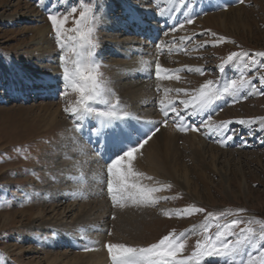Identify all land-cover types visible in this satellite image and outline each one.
I'll list each match as a JSON object with an SVG mask.
<instances>
[{"label":"rangeland","instance_id":"rangeland-1","mask_svg":"<svg viewBox=\"0 0 264 264\" xmlns=\"http://www.w3.org/2000/svg\"><path fill=\"white\" fill-rule=\"evenodd\" d=\"M116 1L120 4L126 1L147 11H152L160 2L90 0L94 12L99 17L95 22L94 33L98 45L96 59L101 64L99 71L111 89V103L118 100L119 107L130 113L131 118L126 122L133 120L132 122L139 125L137 118L151 114V108L153 115L156 114L155 109L162 108L164 104H176L178 109L182 108L179 101L190 99L206 80L217 79V66L230 52L264 51V0H244V3L237 0H217L222 4L219 8L193 16L192 24L177 27L174 32L176 39L171 40L170 33L151 42V45L107 42L110 38L116 41L113 38L115 36L120 37L109 23L112 18L110 10L117 9L116 5V9L113 7ZM199 1L187 0L188 6L194 9ZM18 2L22 5L16 9ZM27 2L32 5L31 9L25 8ZM87 2L89 0H44L41 5L38 0H0V264H45L43 259L57 252L66 251L82 255L97 249L105 252L109 259L106 264H111L104 247L105 242L147 246L170 231L175 230L179 234L187 232L194 225L199 228L204 223L205 214L197 213L183 217H169L163 214L164 211L183 209L187 206L203 207L208 211L235 212L236 209H245L246 211L241 213L244 218L264 220V134L257 136L255 131L248 130L252 124L240 125L236 122L240 119L264 117V95L258 93L235 101L225 97L228 103L212 115L211 119L206 118L207 123L203 127L201 122L195 124L193 121L195 127L201 129L204 146L220 152L216 160L212 159L209 153L203 154V157L196 154L197 147H191L187 141L188 136L192 137V131L178 130L174 153L179 154L180 160L169 159L168 166L174 176L176 175L173 170L177 165L185 167L190 173L188 183L187 178L170 176L165 171L168 169H160L159 166L151 169L149 160L145 157L149 151L148 143L140 149L133 161V168L144 173L145 177L153 179H130L150 187L161 188V191L153 193L154 198L170 199H159L154 206L137 207L129 204L123 209L113 206L106 190V162H100L92 154L88 142L82 139L80 133L74 131L75 123L64 111L65 107L75 106L78 100V94L71 90L67 95L61 94L64 82L60 56L69 58L72 53L68 49L62 52L58 47L48 19L49 12L64 13L74 5L77 12L72 16L78 17L83 4ZM208 2L206 0L207 4ZM232 9L241 11L240 22L231 21L232 23L225 27L213 24L214 21L208 19L214 16L223 18L230 15L234 11ZM72 16L66 24L69 29L74 27ZM43 28L48 29L43 44L47 47L44 53L34 49L35 42L39 41L38 30ZM206 30L224 36L227 40L216 46L209 44L197 47L203 41L212 39L209 35H200ZM72 34L74 33H69ZM129 35L142 38V42L148 41L140 35ZM191 36H195L194 41L181 40V37ZM157 44L160 45L164 59L161 66L171 65L181 69L175 73L181 78L159 79L156 86L147 85L145 90L142 89L143 92L146 97L154 98L147 104L136 106L135 101L122 94L120 85L126 80H131L133 75L127 73L128 69H151L142 67L141 61L150 63L153 60L149 56L153 54ZM69 46L71 47V43ZM130 46L135 48L129 53ZM125 51L127 56L123 55ZM123 66L126 67V74ZM197 67L207 71L203 75L187 71V68ZM239 67H228L221 83L238 75ZM260 73H264V68L256 72L255 66L248 72L249 76L257 77L253 81L257 87H260ZM135 75L133 77L139 76ZM47 78L49 81L52 79L53 84L50 90L45 91L46 97L42 96V92H38V86L29 89L26 87L31 84V80L39 83ZM178 89H184L188 94L177 92ZM97 106L105 107L103 104ZM194 117L197 118V115ZM220 121H232L229 127L236 133L233 140L227 141L226 146L218 142L217 135L206 131L207 127H215ZM254 124H260L259 120ZM143 126L147 129L150 127L148 122ZM152 139L156 142L161 140L160 130ZM230 142L233 145H229ZM168 185L170 187H167ZM74 193L76 194L73 195ZM73 203L77 206L75 205L68 218L56 220L37 217L45 209H48L47 218L53 217L55 214L49 212L51 205L62 204L65 207L66 204ZM96 203L106 211V215L101 219L90 215V208L96 206ZM79 204L87 210L81 207L78 209ZM82 210L85 212L80 214ZM106 218L108 221H105ZM109 231L111 235H108ZM200 238L202 237L197 234L188 236L185 256L191 253L196 240ZM87 241L92 242V250H83ZM261 243L264 242L257 241L258 245ZM260 250L246 249L238 258L237 264L240 260L247 264L249 252L256 264H259ZM214 259H208L206 264H224Z\"/></svg>","mask_w":264,"mask_h":264},{"label":"snow or ice","instance_id":"snow-or-ice-1","mask_svg":"<svg viewBox=\"0 0 264 264\" xmlns=\"http://www.w3.org/2000/svg\"><path fill=\"white\" fill-rule=\"evenodd\" d=\"M38 2L43 5L44 0H38ZM237 2L244 3V0H237ZM179 3L187 7V0H179ZM76 12L77 7L74 5L64 13L51 11L48 15L58 47L62 52L68 49L72 53L69 58L61 55L60 62L64 82L61 94L67 95L69 90L78 94L75 106H68L64 109L75 123L74 131L80 133L82 137L87 134L89 143L92 142L93 136L96 137L99 147L95 151L98 155L103 156L105 149L111 151L112 155L106 161V190L114 207L123 209L129 204L137 207L154 206L159 199H170L169 197L154 198L153 193L161 191V188L150 187L130 179L145 177L144 173L137 172L133 168L136 154L152 139L160 127L166 126L169 121L178 123L180 131H200V127L193 126L191 118L197 114L206 113L217 101L225 97H230L234 101L246 99L247 95L253 93L264 95V73H260L258 76L260 87H257L253 82L257 77L248 75L253 66H255L256 72H260V69L264 68V51L230 52L225 58H222L221 63L217 66L219 72L217 79L206 80L190 99L179 101L182 108L178 109L176 104H169L161 109L164 120L154 123L153 127L143 132L142 135H138L133 141L131 133L126 128V121L131 118L130 113L119 107L118 100L116 103H111L109 99L111 89L99 71L101 64L96 59L98 45L94 38L95 22L99 17L94 12L90 0L83 4L78 17L72 16ZM70 16L74 23V27L71 29L66 27ZM192 23L193 19L189 15L180 22V27ZM175 30L176 25L174 24L172 31ZM69 33L74 34L69 35ZM164 35H168V33L166 32ZM200 35H209L212 39L203 41L197 47H205L209 44L216 46L227 40L226 37L218 36L211 30H206ZM181 40L191 42L195 40V36L181 37ZM232 43L235 42L232 41ZM157 48H160L159 44H157ZM148 64V61H141L142 67ZM232 65L240 66L237 70L238 75L221 83L226 69ZM179 71L181 69H166L161 66L158 59L155 61L154 75L157 79H172V73ZM187 71H195L203 75L207 69L197 67L195 69L187 68ZM175 79L179 80L180 77L176 76ZM177 92L188 94L184 89H178ZM100 104L105 107H98L97 105ZM207 119H211V117L209 116ZM257 120H259L261 130L264 131V117L240 119L236 122L240 125H251ZM206 123L207 121L202 119L201 127ZM231 123L232 121H220L215 127H207L206 131L209 134L217 135L218 142L226 146L227 141L233 140L236 135L235 131L229 127ZM85 129H87V133H85ZM15 150L21 151V149ZM145 178L153 179L152 177ZM245 211V209H236L235 212L231 210L208 211L203 207L196 206L164 211L163 214L169 217L205 214L204 223L199 228L194 225L192 229L179 234L175 230L170 231L147 246L109 241L105 242L104 247L111 264H206L210 258H215L218 261L223 260L224 264H237L238 258L245 253V250L252 248L261 249L258 252L259 264H264V243L257 244L258 240L264 242V220L246 219L241 215ZM229 217L231 218L229 219ZM254 225H259V227ZM190 234H197L202 238L196 240L194 249L185 256L186 241ZM108 235H111L110 231ZM91 245L92 242L87 241L83 250H92ZM239 264H244V261L240 260ZM247 264H256V261L252 259L251 252L248 253Z\"/></svg>","mask_w":264,"mask_h":264},{"label":"bare ground","instance_id":"bare-ground-1","mask_svg":"<svg viewBox=\"0 0 264 264\" xmlns=\"http://www.w3.org/2000/svg\"><path fill=\"white\" fill-rule=\"evenodd\" d=\"M125 2L126 1H123V3L120 4V3H118L116 1L115 4H113V7H115V5H116L117 9L115 7L116 10H110V12L112 13V16H111L112 18H111V21H109V23H110V25H112V27H114L115 31L120 34V37L118 38V37L115 36L113 38L116 39V41H114L113 39L110 38V40H108L107 42H112V43H115V44H130V45L143 44L144 43V44L151 45V42H149V41L142 42L141 41V40H143L142 38H138V37H135V36L132 37V36L129 35V33H132V32H129V31H132L131 30L132 28H131L130 25L133 24L134 26H136V25L139 26V24L141 22L138 23V21H137L138 18H136V17L133 18V15H132V19H131V17L129 16V13L125 14V11L130 9V7L128 6L129 4H127ZM21 5H22L21 2H18L16 4V9L21 8ZM25 5H24L25 8H28V9L30 8L31 9L32 5H30L28 2H27V4L25 3ZM204 5H206V4H204ZM133 6L134 5L131 3V7H133ZM134 9H136V8H134ZM171 9H172V6H171V8L169 10H171ZM180 9L181 8L179 6L176 7L172 11L171 14L174 16L176 14V12L178 10H180ZM154 10H155V8H153L152 11H154ZM175 10H176V12H175ZM232 10H234V9H232ZM32 11H34V10H32ZM132 13L133 12H131V14ZM142 13H143V15L146 18V19L145 18L143 19L144 23L148 22V19H147L148 16L150 14H153L152 12L151 13L142 12ZM170 18H171L170 14H168L165 17V20H169ZM173 19H174V17H173ZM208 19L211 20V21H214L213 24H219L221 26L228 27V25L230 23H232V22H240L241 19H242V13L238 9V10L232 11L230 15L224 16L223 18L214 16V17L208 18ZM156 27L158 28V25ZM138 29L140 31V29H141L140 26L138 27ZM175 31H177V30H175ZM175 31H170L168 33V34L172 33L170 35V36H172L171 40L176 39V37H174V34H175L174 32ZM47 33H48V29L47 28H43V29H39L38 30V36H39L38 39H39V41L35 42L36 43L35 44V48H34L35 51H41L43 53L46 52L45 50H46L47 47L45 45H43V44H45L44 40H45V36L47 35ZM144 34L145 33H142V35H144ZM162 35H164V34H162ZM148 45H146V46H148ZM134 48L135 47H133V46L128 47V52L130 53L132 50H134ZM140 49L141 48H139V51H140ZM136 53H138V52H136ZM115 54H117V52H115ZM123 55L127 56L126 51L124 52ZM133 58H135V57H133ZM149 58H153V60L146 67L147 68L151 67V69H142V70H136V71H132V69H128L129 71L127 73L132 74L133 76H136L135 74H139V76H137V77H133L132 76L131 80H126L123 85H120L122 94L125 97H129L130 100L135 101L136 106H139L140 104H147V103L151 102L152 99L154 98V97H146V95H145V93L143 92L142 89L145 90L147 85L148 86L151 85V87L156 86V82H158L159 79H157L155 77V75H154L155 61H157V59H158L160 64H163V62H164L162 53H161L160 49H158V48H156L153 51V54L151 56H149ZM162 67H164L166 69H178L177 67H172L171 65H168V66L162 65ZM123 68L125 69V74H126V67L123 66ZM175 73H177V72L172 73V76H173L172 79H175V77L177 76ZM50 80L51 81H49V78H47V79L43 80V82H39V83H38V81H32L31 80V84H30L31 86L29 84H27L26 87H27V89H29V88H35L36 86H38V87H36V88L39 89L38 91H40L42 93H45L46 90L47 91L50 90L51 85L53 84L52 79H50ZM169 104H164L162 108L155 109V113L156 114H154V115H153V113H154L153 112V108H151V110H150V111H152L151 114L146 115L148 117L145 116L143 118L140 117V118L136 119V120H139V124L140 125H138V126H142L143 127L142 130L144 131V130H148L147 128L144 129L143 125H144L145 122H148V124L150 126L149 128H151V127H153L154 123L163 121L164 120V116H163V113H162L161 109L165 108ZM204 114H202V115H204ZM202 115L201 114H197L198 119H200ZM45 116L47 117L48 115L46 114ZM149 116H153L154 118H149ZM146 118H149V119L146 120ZM191 119H192V122L193 121L195 122L196 117H192ZM129 120H130V118H129ZM132 121L126 122V128L131 133L132 138L135 139V137L137 135H136V133L133 130V126H136V125ZM150 122H152V123H150ZM193 126H195V125L193 124ZM258 126H261V125L260 124H258V125L257 124H252L248 128V130L250 132L255 131V130H257ZM178 130H179L178 123H172L171 121H169V123L166 126L162 125L160 127L161 140H159V142H156V140L152 139V140H150L148 142L147 148H149V151L145 154L146 155L145 157H146L147 160H149V164L151 165V169L159 166L160 169H164V170L168 169V170H165V171H167L170 176H172V177L174 176L172 174L171 170L169 169L168 160L172 159V158H175V160H178V158H179L178 157L179 154L174 153V150L176 148L175 136H176ZM85 132L87 133V129H85ZM263 134L264 133L261 132L257 136H260V135H263ZM191 135H192V137L191 136L187 137L189 139L187 141L190 144V146L192 145V146H196L197 147L196 154L198 153L200 157L201 156L203 157V154L205 155L206 153H209L210 156L212 157V159L216 160L217 156H220V155H218L220 152L212 150L209 146H207V147L204 146L203 135L200 133V131H192ZM92 140H94L96 142L97 138L93 136ZM185 140H186V137H185ZM229 145H231V143H229ZM93 148H94V146H93ZM91 152H93L92 154L95 157H97V159L100 162L104 163L106 161V160H104V158L101 157V155H98L96 153V151L92 150ZM108 152H109V150H107V149L104 150V154L105 155H107ZM180 157H182V154H181ZM199 159H201V158H199ZM215 163H216V161H215ZM173 172L178 177L180 176V177H183V178H187L186 180H187V183H188L190 173L185 167H183L182 165L179 164V165L176 166V169L173 170ZM176 176H174V177H176ZM98 202L103 203V201H98ZM75 205H76L75 203L70 204V205L66 204L65 207H63L64 205H62V204H60V205L57 204L56 206L55 205H51L49 207V209H50L49 212H52V213L55 214L54 216L52 215L53 217L47 218L49 216V214H47V212H46V211H48V209L47 210L45 209L42 212H40L37 217H39L40 219L46 218V219H56V220L61 219L62 220V219L68 218V216H70L73 213V211L75 209ZM95 205L96 206H93V207L90 208V210H91L90 215L95 216V217H99V219L103 218L104 215H106V211H103L104 208H99V206H98L99 204L96 203ZM79 207L83 208V205L78 206V209H79ZM61 208H62V210H61ZM83 209L85 211L87 210L86 208H83ZM85 211L82 210L80 214H82ZM6 218H5V220H6ZM106 220L108 221V218H106L105 221ZM43 260L45 261V264H106L109 259L105 255V252H101L99 249H97V250H94V251L88 252L87 254H82V255L81 254H73V253H70V252L68 253L66 251L57 252L56 254H53V256L52 255L48 256V257L44 258Z\"/></svg>","mask_w":264,"mask_h":264}]
</instances>
